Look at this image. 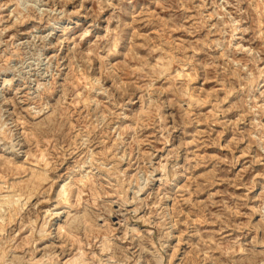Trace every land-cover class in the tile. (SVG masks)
Instances as JSON below:
<instances>
[{
  "label": "rangeland",
  "instance_id": "obj_1",
  "mask_svg": "<svg viewBox=\"0 0 264 264\" xmlns=\"http://www.w3.org/2000/svg\"><path fill=\"white\" fill-rule=\"evenodd\" d=\"M0 264H264V0H0Z\"/></svg>",
  "mask_w": 264,
  "mask_h": 264
},
{
  "label": "bare ground",
  "instance_id": "obj_2",
  "mask_svg": "<svg viewBox=\"0 0 264 264\" xmlns=\"http://www.w3.org/2000/svg\"><path fill=\"white\" fill-rule=\"evenodd\" d=\"M50 10H51V8H50ZM55 11V10H54ZM170 208V207H169Z\"/></svg>",
  "mask_w": 264,
  "mask_h": 264
}]
</instances>
